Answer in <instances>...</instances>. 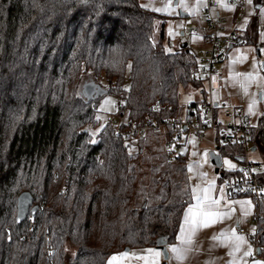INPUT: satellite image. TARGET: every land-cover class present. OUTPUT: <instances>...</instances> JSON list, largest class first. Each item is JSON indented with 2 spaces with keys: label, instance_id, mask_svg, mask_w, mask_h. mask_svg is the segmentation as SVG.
Returning <instances> with one entry per match:
<instances>
[{
  "label": "trees",
  "instance_id": "trees-1",
  "mask_svg": "<svg viewBox=\"0 0 264 264\" xmlns=\"http://www.w3.org/2000/svg\"><path fill=\"white\" fill-rule=\"evenodd\" d=\"M157 19L139 0H0V264H105L125 248L173 241L191 201L186 154L167 161L159 134H150L155 152L142 153L147 141L130 151L97 116L113 95L134 123L178 120L179 88L201 86L191 51H165L163 32L153 41ZM256 26L246 27L249 44ZM101 80L102 94L86 97L83 85ZM263 135L251 129L250 143ZM214 138L221 156L244 160V144ZM255 179L264 186V174ZM258 212L262 251L264 194Z\"/></svg>",
  "mask_w": 264,
  "mask_h": 264
},
{
  "label": "crops",
  "instance_id": "crops-1",
  "mask_svg": "<svg viewBox=\"0 0 264 264\" xmlns=\"http://www.w3.org/2000/svg\"><path fill=\"white\" fill-rule=\"evenodd\" d=\"M175 1V0H174ZM218 1V0H217ZM167 1L166 0H139V3L145 7L148 8L160 15H162L163 19L167 15ZM219 3V1H218ZM177 4V0H176ZM205 6V0H199V13L198 17L194 20V26L193 28H197L203 25V8ZM259 6V8L257 7ZM262 8L260 4H255L254 0H248V11H252L253 9H257L258 11ZM158 9H163V11H157ZM236 10V7L233 5H229L226 0H224V4L219 3V13L222 17L225 18V26L226 29L229 30L232 27V21L234 18V11ZM187 14V13H186ZM188 15V14H187ZM186 15V16H187ZM185 16V17H186ZM184 17V16H183ZM250 20H256L254 18H250L245 24V30L244 34H247L250 36L251 32L245 33L246 27ZM257 22V20H256ZM263 24V22H262ZM257 26L254 30L255 33V41L253 43H250V45L247 44V46H241L236 47L235 50L239 51L240 57L243 56H249L251 60L250 62L245 61L239 71L236 70V62L232 60L229 56L226 61L218 64L219 69V75L218 77L214 78L213 80V91L211 94H209L208 90L206 91V97H204L205 101L208 102L211 98L213 100V103L216 106V114L217 119L222 122L224 121V117L222 115V108L223 106H227L229 103H234L241 105L243 108V112L250 117L253 124H259V120L261 116H264V112L260 114H256L255 117L251 116L250 109L241 102L238 98H230L228 100L225 97V90L224 87L230 83H232L234 86H237V84L241 85L239 81H243L242 75L244 72V68L252 67L253 64V50L256 55H258L260 52L264 51V49L260 50V52H257L255 49V43L260 41L261 38L264 39V31L261 34V36H258L257 33ZM183 34L182 32L180 33ZM190 35V34H189ZM190 36H197L199 37V43L200 48L198 51H192L188 48V44L186 49L191 51V53H198L202 50H205L208 48L207 42L198 35H190ZM167 43L171 46V42L168 40ZM182 44V43H181ZM180 44V45H181ZM179 45V49H182ZM248 46H251V51H247ZM176 47H173V51L179 50ZM253 49V50H252ZM263 62V61H262ZM258 63V67L260 68L261 72H264V69L261 67V63ZM254 65V64H253ZM235 76L231 77V76ZM238 75V77H236ZM245 79L248 80L249 75L247 73L244 74ZM239 79V81H238ZM202 86V83H201ZM207 87V85H206ZM256 94V92L254 91ZM258 101H261V93L259 92L257 95ZM205 102V103H206ZM186 110V108H185ZM183 115L180 116V118ZM227 120V119H226ZM208 131H206L207 133ZM212 132V131H211ZM215 135L212 132V141H213V151L214 153H218L217 149L215 148ZM263 142H257V143H248L245 145V152H244V160L246 161V156L248 152H254L259 151L261 156L263 157L262 162L264 163V135L262 136ZM215 149V151H214ZM134 150V149H133ZM187 158V176L189 185L191 188V201L190 203L185 207V210L182 214L181 221L179 224V227L177 229V232L175 234V237L173 241L166 245L167 253L169 257H172L171 259L167 258L166 264H264L263 258L264 253L260 251V253H257V247L256 253L259 256L258 259L255 258V253L253 251V247L251 243L248 241V239L238 234L235 226L236 225H244L246 222V219L252 216L254 211V202L251 198L246 196H228L223 188V180L219 178V174H216L214 172V167L210 163L209 158V164L213 167L212 174L210 170L207 167H201L197 166L196 163H193V156L194 154L189 150V146H186L185 153ZM219 154V153H218ZM220 155V154H219ZM188 156H191V160H188ZM221 167L220 172H227V173H235L239 172L242 168L243 164L241 162L236 161L234 159H231L227 156H221ZM227 162V163H226ZM189 163V166H188ZM193 163V164H191ZM251 163V162H250ZM252 164V163H251ZM231 165V167H230ZM254 164H252L251 172L255 176H262L264 174V169L261 172H256L254 170ZM260 185V184H259ZM261 186V185H260ZM264 187V186H262ZM207 196L210 200H217L219 201L218 205H213L212 210L222 214L221 218H218L215 220V222H210L208 226H199L196 228L194 232L186 231L183 235L181 233L182 226H185V215L189 208H192L194 211H197V205L198 204H207V201H204L203 198ZM197 197H201V200H198ZM227 214V215H223ZM191 227V226H186ZM234 236L243 237V241H238L234 239ZM190 241V242H186ZM237 245H239L237 249ZM172 247H176L181 250V254L183 256V259L177 260L175 258V254L171 253L169 250ZM153 249L156 251H161L158 247H149V248H134V249H128L127 251H121L115 254L110 255L105 264H109L111 258L113 256H118L119 254L128 252L129 256L123 259L122 261L115 262V264H145V261L142 259L135 258L132 254H136L137 256H146V250ZM245 253H250V255H245ZM163 263V256L159 260V264Z\"/></svg>",
  "mask_w": 264,
  "mask_h": 264
},
{
  "label": "built area",
  "instance_id": "built-area-1",
  "mask_svg": "<svg viewBox=\"0 0 264 264\" xmlns=\"http://www.w3.org/2000/svg\"><path fill=\"white\" fill-rule=\"evenodd\" d=\"M226 1L229 5L236 7L232 27L229 30L226 29L225 18L219 13L218 1L205 0L202 14L203 25L189 32L190 35L201 36L208 44L205 50L193 53L197 66L191 73V79L194 82L205 83L209 94L213 91L214 78L219 75L218 64L226 61L230 52L236 47L248 44L243 37L244 24L250 18H254L257 20V35L261 36L264 31V25L259 19V11L257 9L248 11V0ZM254 45L257 52H260L264 49V39L261 38ZM222 115L228 120L227 123L217 119L216 106L210 98L208 102L199 104L198 111L192 107H186L185 114L178 120L163 118L157 122L137 124L127 118L124 105L120 101L117 112L109 115L106 120L113 133L124 140L126 148L130 151L150 133L159 134L167 161H173L175 156L184 155L187 146L185 140H188L189 135L200 142L206 131H212L214 135L218 132L223 142L236 140L247 145L250 143L251 129H264V124L252 123L250 117L243 112L241 105L229 103L223 106ZM251 168L252 164L245 161L240 169V175L234 174L223 180V188L228 196H246L254 202L252 216L246 219L244 225H236L235 229L238 234L248 239L253 247L255 258L258 259L255 236L259 230L258 201L264 194V187L257 183ZM45 253L49 254V248L45 249ZM262 260L264 262V258Z\"/></svg>",
  "mask_w": 264,
  "mask_h": 264
},
{
  "label": "rangeland",
  "instance_id": "rangeland-1",
  "mask_svg": "<svg viewBox=\"0 0 264 264\" xmlns=\"http://www.w3.org/2000/svg\"><path fill=\"white\" fill-rule=\"evenodd\" d=\"M167 2V11L164 12L167 15L164 17L163 20L157 19L154 24L153 29V41L157 42L160 39L161 32H163V44L167 49L173 50V47L179 49V45L183 42L188 44V48L192 51H198L200 48L199 37L190 36L189 32L194 26V20L198 17V9H199V0H177V4H174V0H166ZM220 4H224V0H218ZM179 11L183 13H187L186 17L179 16ZM259 19L263 22L264 25V5L259 10ZM163 29V30H162ZM183 33L182 35L180 33ZM171 33V35H170ZM264 36V35H263ZM171 42V46H167V41ZM250 45V44H248ZM251 46H248L247 51H251ZM253 50V49H252ZM253 52V64L252 67L244 68V72L242 77L243 81H238L241 85L237 84L234 86L232 83L227 84L224 87L225 90V97L230 100V98H238L241 102H243L249 109L251 116L256 114H260L264 112V72H261L260 68L258 67V63L264 62V51L260 52L258 55ZM232 60H234L237 64L235 66L236 70H241L240 67L244 65L243 63L248 60L249 56H241L239 51L233 50L230 52L229 56ZM249 75L248 80L245 79V75ZM234 77L235 76H231ZM238 77V75L236 76ZM86 83H90L87 81ZM95 87V95L102 94L103 88L105 87L104 80L99 81L97 84H94ZM207 91V87L205 83H202L200 87H191L188 86L186 88H179L178 91V104L181 107V115L185 114L186 105L192 102H200L203 100L204 95L200 92L201 89ZM256 92V94L254 93ZM261 93V101H258L257 95ZM110 100L113 103L110 105H105V101ZM118 102L119 100L113 95H104L97 107V116L100 120V127L107 122V117L111 114H115L118 109ZM224 121H227L224 117ZM225 123V122H224ZM97 130H95L96 132ZM151 134V133H150ZM147 136L144 141H147L144 144V147H141L142 153H148L149 149L152 151H156L154 148L156 145V139L153 136ZM152 135V134H151ZM212 132L208 131L204 134L202 140L200 142L193 139L190 135L187 136L188 140H185L187 145L189 146V150L194 154L193 156V163H196L197 166L207 167L211 175L213 167L209 164L210 153L213 151V141H212ZM159 144L161 147V152L164 153L161 137L159 136ZM215 151V149H214ZM188 160H191V156H188ZM263 157L259 153V151L248 152L246 156V161L251 162L254 164V170L256 172H261L264 169V163L262 162ZM172 162V161H171ZM191 163V164H193ZM189 166V163H188ZM146 168V167H145ZM146 172L147 170L144 169ZM214 175V174H213ZM57 176V173H56ZM148 180L147 176L145 177Z\"/></svg>",
  "mask_w": 264,
  "mask_h": 264
},
{
  "label": "snow or ice",
  "instance_id": "snow-or-ice-1",
  "mask_svg": "<svg viewBox=\"0 0 264 264\" xmlns=\"http://www.w3.org/2000/svg\"><path fill=\"white\" fill-rule=\"evenodd\" d=\"M157 11H163V9H158ZM170 35H171V33H170ZM165 51L170 52V49H166ZM112 103L113 102L110 100L105 101V105H110ZM230 167H231V165H230ZM197 199L201 200V197H197ZM203 200L207 201V204H198L197 205V209H198L197 211H194L192 208L188 209V211L185 215V226H182V228H181L182 235L186 231L194 232L196 230V228L199 226H208V224L210 222H215L216 219L221 218L222 214L217 213V212L212 210V206L218 205L219 201L210 200L207 196H205L203 198ZM223 215H227V214H223ZM186 226H191V227L189 228ZM234 239L238 240V241H243V237L234 236ZM186 242H190V241H186ZM236 247L238 249L239 245H237ZM169 251L171 253L175 254V258L177 260L183 259V256L181 254L180 249H178L176 247H172ZM146 253H147L146 256H137L136 254H132V255L137 259L144 260L145 264H159V260L162 256L167 257L169 259L172 258V257L168 256V253H162L161 251H156L153 249L146 250ZM245 255H250V253H245ZM128 256H129L128 252L119 254L118 256H113L111 258L109 264H115V262L122 261L123 259H125Z\"/></svg>",
  "mask_w": 264,
  "mask_h": 264
},
{
  "label": "water",
  "instance_id": "water-1",
  "mask_svg": "<svg viewBox=\"0 0 264 264\" xmlns=\"http://www.w3.org/2000/svg\"><path fill=\"white\" fill-rule=\"evenodd\" d=\"M174 4H176V0L174 1ZM259 8V6H257ZM179 13V16H186L187 14L186 13H183L181 11L178 12ZM180 47L182 49H186L187 47V43L186 42H183ZM261 67L262 69H264V62L261 63ZM83 92H84V95L86 97H92L94 94H95V87L92 83H85L83 85ZM239 162H242L243 160L240 159L238 160ZM210 163L213 165L214 167V172L216 174H219L221 175V172H220V167H221V157L218 153H210ZM26 197L28 198V201L27 202H22V198H23V195H20L18 197V203H17V213H16V218H15V221L16 223H20L25 217H26V214L28 212V209H29V206H30V201H29V195L26 194ZM36 206H33L31 208V213L34 214L35 211H36ZM166 243L163 241V240H159L157 242V245L156 247H158L162 253H167V248H166ZM128 248H125L124 251H127ZM257 253L259 254L260 253V250L257 249ZM166 260H167V257H164L163 256V263L162 264H166Z\"/></svg>",
  "mask_w": 264,
  "mask_h": 264
}]
</instances>
